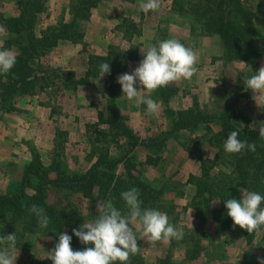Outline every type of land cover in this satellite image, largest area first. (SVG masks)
Listing matches in <instances>:
<instances>
[{"label": "trees", "instance_id": "trees-1", "mask_svg": "<svg viewBox=\"0 0 264 264\" xmlns=\"http://www.w3.org/2000/svg\"><path fill=\"white\" fill-rule=\"evenodd\" d=\"M48 0H22L18 3L19 14L14 18H5L0 14V24L4 25L7 32L16 36L11 39L17 52L16 64L7 75H0V118L4 114L17 113L15 102L17 98L32 97L43 92L46 88L55 86L49 81L48 71L45 70L43 59L59 44V42H68L73 45L83 44L84 34L82 21L89 20L91 11L102 1L108 0H73L71 4L70 18L68 21H61L55 25H50L40 32L39 36L34 33V27L37 23V15L44 9V4ZM133 3L136 0H122ZM188 2L190 0H187ZM193 1V0H192ZM198 0L193 2L194 6L187 7L183 5V0H172L171 10L178 13H188L195 21L192 25L191 32L194 28L203 26L206 31L199 30L200 34L208 33L217 35L222 41V54L220 60L224 63L231 61H240L245 65L256 69V60L264 56V45L261 49H256L254 40L263 37L259 36L258 30L252 22V12L246 10L241 0ZM264 15V0H254ZM206 16V17H204ZM119 28L124 32L123 38L130 41L131 38L139 33L136 26L128 19H123ZM137 60V47H131L129 50H120L116 46H109L106 55L97 56L89 55L87 59V70L84 76L76 79L74 86L89 85L91 80L100 79L99 66L102 63H109L110 75L103 78V87L101 90L107 92V105L104 112L98 113V122L93 127L94 144H114L118 138H128L129 149L138 144V139L125 125V117L120 106L115 101V95L121 90L117 83V77L123 74L129 62ZM55 73V72H53ZM72 73L62 74V81L67 88L72 86L69 83V77ZM56 77V76H55ZM102 81V79H101ZM178 89L172 85L158 89L152 96V99H158L163 104L169 98L175 96ZM164 116L169 118L173 128L170 134H175L181 130L192 131L199 124H204L205 135L211 134L208 139L215 149L216 153L213 159L208 160L199 157L200 175L190 177L196 188L195 197L189 202V208L194 211V216L203 222L212 220L215 225V233L218 238H223V244L231 243L228 240L229 235H234L236 241L243 242L246 245H255L259 249L264 247V230H261L259 236L257 233L250 235L246 230L238 226L233 228V221L227 216L225 201L230 198H238L239 190L256 191L264 195V140L259 137V129L252 130L248 127L249 118L239 117L234 110L227 109L220 118V130L213 133L208 126L209 117H204L203 112L196 103L187 110L174 112L169 108L163 111ZM230 120L242 121L244 127L236 128ZM101 125L107 126L106 131L99 130ZM121 131V132H120ZM231 131H238L239 139L249 144L256 145V151L250 152L245 150L240 154H227L224 151V142ZM64 133L55 129V143L52 152V161L49 165L48 173L44 171L39 159V154L32 152L31 163L23 169L21 180L13 187L9 195L0 194V220L10 218V224L20 219L24 226L23 229L34 228L45 236L58 241L59 234L66 232L72 237L71 247L73 250H83L91 245H83L77 237L73 235V229H79L82 225L83 218L78 211L65 204L61 209H57L47 204L45 194L51 189H63L71 193H80L84 198H94V194L101 192L106 199H112L114 206L122 213L127 209L124 201L121 199V193L132 187L140 192L142 208H151L166 213L167 216L173 213L172 203H162L160 201L163 190H156L131 173L135 168L132 158L127 154L119 159L113 160L105 151V154L99 157L91 167L83 172H72L66 167L65 162L61 161L58 155L62 149L63 143L58 138ZM106 142V143H104ZM197 142L191 141L189 148L195 146ZM157 143L148 145L150 148H158ZM162 145V144H161ZM211 146V147H212ZM160 147V146H159ZM118 148V147H116ZM93 152L90 155H93ZM224 157L227 159L229 172L223 179L219 175L212 173L218 160ZM158 158L148 155L145 159L146 165L154 166ZM124 162V173L114 178L107 175L106 172L116 167L118 163ZM107 177V181L105 178ZM106 182H105V181ZM166 187V186H165ZM98 188V189H96ZM168 189V187H166ZM169 190V189H168ZM166 191V190H164ZM214 201L219 203V208L213 213L211 206ZM33 204L44 209L45 214L49 217L50 223L46 229L41 228L38 218L30 215L28 208ZM264 207V204L261 205ZM21 223V222H20ZM12 227H5L0 234L14 233ZM13 231V232H12ZM21 234V233H20ZM259 237V238H258ZM256 239L258 240L256 242ZM191 242L186 246L184 259L181 261L172 260L167 253L157 264H193L199 256L203 260L200 264H223L219 254L214 251L215 243L210 241L202 253L198 252L200 244L199 239L190 237ZM236 264H258L256 252L244 250ZM118 263V262H117ZM140 256H133L129 264H142Z\"/></svg>", "mask_w": 264, "mask_h": 264}, {"label": "rangeland", "instance_id": "rangeland-1", "mask_svg": "<svg viewBox=\"0 0 264 264\" xmlns=\"http://www.w3.org/2000/svg\"><path fill=\"white\" fill-rule=\"evenodd\" d=\"M11 1L16 6L14 7L17 10L14 7L12 8L19 14L18 3H22V0ZM52 1H57L55 11L57 15H59L55 24L61 21H68L70 18L69 10L73 0H48L47 2L52 3ZM108 1L110 2L113 0ZM145 1L146 0H136L135 2L141 9V5ZM171 1L172 0H168L167 2L161 3L159 11H150L149 13L153 15L150 17L148 16L149 22L138 23L140 26L139 33L136 34L135 37L136 39L129 44H124L123 47H116L124 51L129 50L131 47H137L138 57V54L143 56L141 50L140 53H138L139 48H142L145 43L144 37L146 35H143L142 31H144V33L147 32L149 37H153L154 45H158L162 40L176 38L186 46L193 47L194 50L198 51L199 55L196 63L198 72L190 80L180 81L179 87L176 83L170 84L176 87L178 92L175 96L169 98L165 104L155 99L159 104V111L154 116L145 115V105L137 104L135 101L129 102L125 97H121L123 95L122 90L116 93L115 101L123 111L125 125L135 135L136 139H138V144L132 149H129L128 138L125 137L118 138L116 142L117 145L112 143L94 144L95 136L92 131L95 124L89 120H87V124H83L81 121H75V117H78L77 115L79 112L81 114H87V117H90V112L92 114L95 111L97 116L99 112H102L99 111L102 105H105V111L107 105L105 95L107 96L108 94L101 90L104 78L91 80L89 85L75 86V89H73L72 87L74 85L72 83H74L76 79L83 77L87 69L83 74L76 75L75 71L70 70L71 68L69 70L49 68L47 62L49 55L43 59L45 70L48 71L49 81L53 82L58 90L63 92L69 91L63 99H60L59 95H57L56 98L54 97V102H57L51 109V116L55 129L64 133L58 138V141L63 143L62 149H60L58 155L61 157V161L65 162L69 171L83 172L88 170L99 157L104 155L105 151H107V154L112 157L113 160H119L130 150L129 157L130 159L132 158V162L135 165L131 173L157 191H161L163 188L166 190H163L160 201H162V203H172L174 209L173 213L168 216L169 222L174 226L182 227L184 237L179 241L172 240L169 244L157 242L155 246L146 243L143 239L138 240V245L141 250L136 256L142 258V264H157L158 259L164 257L167 253L172 257V260H183L186 246L191 242L190 237L199 239L198 244L200 245L197 248L199 253L203 252L210 241L215 243L214 251L219 254L223 264H236L244 250L256 252L258 258H264V247L257 249L254 247V244L246 245L243 242H238L234 235L228 236V240L231 243L223 244V238H218V236H216L215 225L212 220L202 223L194 216V211L192 208H189L188 204L195 197L196 188L193 180H189V178L191 176L196 178L200 175V163L198 158L201 157L211 160L216 153V149L208 142L211 134L205 135L204 124H199L192 131L181 130L178 133L170 134L173 125L169 118L163 114L165 108H169L174 112L187 110L196 100L204 117H209L207 123L213 133H217L220 130L219 120L227 109L234 110L239 117L249 118L250 122L248 127L252 130H258L260 127L259 124L264 123V105L260 107L257 106L256 102L252 99L253 93L247 90L244 82L255 75L260 67L264 66V56L257 58L255 62L256 69H252L250 66L240 61L224 63L220 60L223 49L221 39L215 34H200L198 32L199 30L204 29V31H206L203 26L196 27L194 28L195 31L191 32L192 25H195L192 16L188 13L172 11ZM196 1L197 0H190L188 2L187 0H183V5L191 7L194 6L192 3ZM198 1L203 3L202 0ZM47 2L44 4V10L37 15V23L34 27L36 36H39L40 32L48 27V22L45 21L47 12H49L47 11L49 8ZM241 3L246 10L252 12V22L258 30L259 36L264 38V15L262 11L254 0H241ZM7 17L11 18L9 14ZM87 21L81 22L83 32ZM141 24L145 26L143 27ZM157 25L159 26L158 30H160L159 33L153 29V27H157ZM0 27L4 29L3 35H0V49L12 50L15 55H17L15 48L11 46V39L16 38V36L7 32L3 24H0ZM83 44H81L83 47L78 44L80 48L78 45H70L69 43L70 49L66 53L61 51V56L70 57L75 53L74 47L77 46L75 49H84L85 43ZM263 45L264 40L262 38L254 40L256 49H261ZM63 73L73 74L72 77H69L71 78L69 79V83L71 82L72 86L67 88L64 86L62 81L68 82V79L65 80L61 78ZM80 88H82V91L78 92ZM47 89L49 88L45 90ZM153 94L154 93H146L143 90H141L140 93L141 96L151 95V98ZM18 100L19 98L16 99V102ZM230 122L238 129L244 127L242 121L230 120ZM98 129L101 130V128ZM108 130L107 128L106 132L109 135L110 132H108ZM178 135L186 136L187 139L190 136V139L192 138L191 141H196L197 143L192 148H189V145H185L187 141L185 143H180L177 140L176 142L178 143L175 144V142L169 140ZM54 139L55 137L53 138L51 148L39 154L40 162L44 171L47 173L52 161V152L55 143ZM151 143H157L155 145H158V148H150L148 145H151ZM94 150L95 152L93 155H90ZM148 155L158 158L154 166L145 164V159ZM124 166V162L118 163L116 167L106 172L107 175L110 174V176H113L112 183L115 180L114 178L124 173ZM228 172L229 166L227 164V159L221 157L213 168L212 173L222 174L219 175L218 178L223 179ZM22 173L23 169L16 172L14 168H12L10 173H6L0 167V194L10 195L13 187L21 180ZM105 180L107 181V177ZM165 186L168 187L169 190ZM243 191L244 190L241 189L239 190L237 200L241 198ZM108 199L111 198L109 197ZM108 199L102 196L101 192L98 194L95 193L94 198H84L80 193H71L63 189H51L45 194L44 200L47 204L57 209H61L62 206L68 203L71 208L76 209L79 215L82 216L83 224L84 222H92L96 215H98L96 208L97 202L106 201ZM218 208L219 203L214 201L211 206L213 213L216 212ZM10 220L9 217L0 220V232L2 229H5V227H12V229H14L13 231L17 236V252H19L16 264H52V261L47 259V253L54 248L58 241L45 236L33 227L25 231V229L22 228L24 223L20 219L16 220L13 225L10 224ZM132 227L139 235L141 230L138 229L136 225ZM259 234L260 233H258V236ZM5 235H9V233ZM0 236L2 235L0 234ZM258 240L256 239V242ZM90 247H92V245ZM131 258H133V256ZM202 260L203 257L201 255L193 264H200Z\"/></svg>", "mask_w": 264, "mask_h": 264}, {"label": "clouds", "instance_id": "clouds-1", "mask_svg": "<svg viewBox=\"0 0 264 264\" xmlns=\"http://www.w3.org/2000/svg\"><path fill=\"white\" fill-rule=\"evenodd\" d=\"M161 8V0H147L141 5L144 13L156 12ZM4 29L0 27V35ZM144 56L139 66L131 74L124 73L117 77L123 95L129 102L146 106L145 115L154 116L159 111V104L151 95L141 96V90L155 93L158 89L170 84L188 81L197 72L198 51L186 46L179 39L162 40L158 45H150L147 51L141 49ZM242 63V62H241ZM16 64V55L12 50L0 49V75H7ZM244 64V63H243ZM110 75L109 63L99 66V76ZM245 87L253 93L252 99L257 106L264 105V66L255 75L248 78ZM139 88V90H138ZM259 137L264 140V123L259 124ZM238 131H231L224 142L227 154H240L245 150L256 151V145L241 141ZM121 199L127 209L124 214L118 210L111 199L97 202L96 217L92 222H84L79 229H73V235L85 247L83 250H73L72 237L66 232L59 234L58 242L47 253V259L52 264H129L130 258L140 252L138 240L155 246L157 242L164 244L172 240H182V227L169 222L166 213L156 209L142 208L140 192L132 187L121 193ZM264 195L256 191H243L239 200L230 198L225 201L227 216L233 221V228L239 227L250 235L264 230ZM30 215L38 218L41 228L46 229L50 223L44 209L33 204L29 207ZM133 225L140 229L138 235ZM17 236L14 233L0 236V264H16ZM259 264H264V258H258Z\"/></svg>", "mask_w": 264, "mask_h": 264}, {"label": "crops", "instance_id": "crops-1", "mask_svg": "<svg viewBox=\"0 0 264 264\" xmlns=\"http://www.w3.org/2000/svg\"><path fill=\"white\" fill-rule=\"evenodd\" d=\"M167 1L168 0H161V3ZM146 2L147 0L144 3ZM56 3L57 1H52V3L49 2L47 4V6H49L47 11L50 12H47V16L45 17V21L48 22L47 26L55 24L56 19L59 18V15H57V12L55 11ZM14 6L15 5L11 0H0V13L6 18H8V14L11 18L17 17L18 12L16 11V6ZM12 7L16 10L14 11ZM142 12L140 6L136 4V2L130 3L113 0L110 2L99 3L91 11V16L84 28V49H75L77 48V46H75V53L70 57H62L61 51L66 53L70 47L67 42H59L57 47L48 56L47 62L49 68L61 70H69L71 68L70 70L75 71L76 75L83 74L87 69V59L89 55L104 56L106 55L109 46L123 47L124 44H129L136 39V35H134L130 42L125 40L123 38L124 32L119 28V25L123 19H128L133 22L139 30L140 25L138 23L149 22V17L153 15L149 13L150 11L148 13ZM142 25L143 27L145 26L144 24H141V26ZM153 29H155L157 33L160 31L158 30V25L157 27H153ZM142 32L143 35H146L144 37L145 43L142 48H139L138 53H140L141 49L147 51L149 45L155 44H153V37H149L147 32ZM143 58L144 56L138 54L137 60L129 63L125 73L131 74V72L139 66V63ZM176 84L178 87L180 86L179 82H176ZM81 91L82 88L78 89V92ZM67 92L60 91L55 86L32 97L26 96L19 98L15 103L18 112L1 116L0 167L4 172L10 173L12 168H14L16 172L21 171L26 165L31 163L33 151L42 154L51 148L55 134L51 109L57 102H54L57 95H59L60 99H63ZM104 106L105 105H102V107L100 106L99 111L103 112ZM92 114L90 112V117H87V114L85 115L79 112L77 115L78 117H75V121H81L83 124H87V120H89L95 124L98 122L96 112L94 111ZM100 128L101 130L106 131L107 126L101 125ZM188 139L186 136L178 135L169 140L175 142V144L178 143L176 142L177 140L180 143H185L187 141L185 145L188 146L192 138L190 139L189 136Z\"/></svg>", "mask_w": 264, "mask_h": 264}]
</instances>
